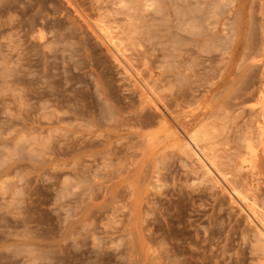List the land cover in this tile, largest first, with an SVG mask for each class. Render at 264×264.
Instances as JSON below:
<instances>
[{
	"label": "rangeland",
	"instance_id": "rangeland-1",
	"mask_svg": "<svg viewBox=\"0 0 264 264\" xmlns=\"http://www.w3.org/2000/svg\"><path fill=\"white\" fill-rule=\"evenodd\" d=\"M239 196L264 0H0V264H264Z\"/></svg>",
	"mask_w": 264,
	"mask_h": 264
},
{
	"label": "bare ground",
	"instance_id": "bare-ground-1",
	"mask_svg": "<svg viewBox=\"0 0 264 264\" xmlns=\"http://www.w3.org/2000/svg\"><path fill=\"white\" fill-rule=\"evenodd\" d=\"M228 1H231L232 3H235V2H239L240 0H228ZM184 2V1H183ZM225 3V2H224ZM195 4V3H194ZM212 4V3H211ZM225 5H226V3H225ZM200 6H201V4H200ZM231 7V6H230ZM233 7V6H232ZM178 9H179V7H178ZM198 9V8H197ZM216 9V8H215ZM220 9V8H219ZM179 13V12H178ZM196 13H197V11H196ZM184 18V17H183ZM197 18V17H196ZM208 19V18H207ZM193 20V19H192ZM100 29V28H99ZM103 32V31H102ZM197 33V32H196ZM210 33V32H209ZM109 34H105L104 36H105V38H109V36H108ZM110 39V38H109ZM222 39V38H221ZM112 40V39H111ZM39 93V92H38ZM40 96V95H39ZM209 131V130H208ZM202 134V133H201ZM193 137V136H192ZM203 138H204V136H203ZM190 139V138H189ZM203 141V140H202ZM187 143H189V142H187ZM192 143H193V145H195V147L192 145L191 146V144H189L190 146H191V149H189V150H192V152H193V154H194V156L197 158V160L202 164V166L206 169V171L208 172V173H210V174H212V172H213V169H212V167H211V165H209L208 163H207V161L210 159V158H208V156H207V154L201 149V147H200V143H199V140L197 139V138H195V137H193L192 138ZM198 148V149H197ZM191 153V152H190ZM210 157V156H209ZM209 162V161H208ZM214 166V165H213ZM216 174V173H215ZM233 177V176H232ZM252 181V180H251ZM251 181H250V183H251ZM241 183V182H240ZM230 185V184H229ZM235 192L237 193V194H239L240 195V193L237 191V189L235 190ZM251 192V191H250ZM256 192V191H255ZM259 194V193H258ZM251 197V196H250ZM256 197V196H255ZM239 198H240V200L242 201V203L244 204V206L246 207V209H248V211H250L251 212V214L254 216V217H256L257 218V220H258V222H259V224H260V226L258 227V229H259V234L264 238V218H262L261 216H260V214H259V212L256 210V208H255V206L256 205H253V200H252V202L251 201H248V199L247 198H242V197H240L239 196ZM238 198V199H239ZM260 199H262V198H260ZM261 202V201H260ZM258 206V205H257ZM261 207V206H260ZM263 208V207H262ZM244 210V209H243ZM258 226V225H257ZM256 233V232H255ZM257 236V235H256ZM262 238V239H263ZM264 242V241H263ZM256 248V247H255Z\"/></svg>",
	"mask_w": 264,
	"mask_h": 264
}]
</instances>
